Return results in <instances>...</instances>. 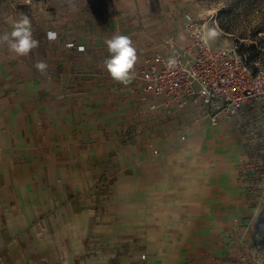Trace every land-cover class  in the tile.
Segmentation results:
<instances>
[{
	"label": "crops",
	"instance_id": "crops-1",
	"mask_svg": "<svg viewBox=\"0 0 264 264\" xmlns=\"http://www.w3.org/2000/svg\"><path fill=\"white\" fill-rule=\"evenodd\" d=\"M23 15L39 46L20 57L0 44V264L221 262L226 248L235 249L232 228L244 215L245 194L223 180L200 187L202 202L192 196L198 187H178L163 165L181 162L180 154L188 151L183 158L192 162L195 153L200 160L201 134L182 149L155 137L165 154L153 156L135 123L132 101L104 65L110 55L104 41L113 33L131 37L136 65L160 48L166 22L153 1L80 0L72 6L67 0H0V35L10 33L12 21ZM68 41L84 50L68 47ZM40 61L48 66L43 73L35 67ZM155 162L158 170L138 172L139 165ZM140 174L160 177L143 187L162 201L172 203L178 191L186 201L167 208L160 200L155 207L162 209L153 211L163 212L158 214H151V203L145 205L148 214L126 220L143 224L142 232L116 229L111 216H104V189L136 187ZM214 187H228L219 207L231 211L204 217L199 206L216 212L208 199ZM202 217L206 223L199 222ZM216 218L233 224L225 236L215 231Z\"/></svg>",
	"mask_w": 264,
	"mask_h": 264
},
{
	"label": "rangeland",
	"instance_id": "rangeland-1",
	"mask_svg": "<svg viewBox=\"0 0 264 264\" xmlns=\"http://www.w3.org/2000/svg\"><path fill=\"white\" fill-rule=\"evenodd\" d=\"M67 1L73 6L80 0ZM150 1H153L156 11L166 22V28L159 32L162 37L169 35L184 37L185 14L190 13L193 21L203 26L205 37L211 45L235 46L252 65L254 61L264 63V0ZM54 2L56 5L62 4V0ZM55 14L57 15V12ZM200 134V144L196 150L200 151L201 159L196 160L194 153L192 158L195 161L189 162L190 156L183 158L189 151L182 152L183 154L179 156L181 162L177 163L178 161L173 159L163 165L170 171L168 177L172 178L178 187L188 185L198 187L192 196L202 202L206 194L200 187L211 184L216 186L223 180L239 187L245 194L240 212V215H244L232 228L235 234V249L227 251L226 248L222 252V261L217 264H264V118L257 110L250 109L214 127L206 128ZM157 165V162L150 165L145 163L139 165L137 169L140 173L142 170L145 171L144 167H151L155 171L158 170ZM207 168L210 170L209 173L205 171ZM176 175H179L178 178ZM150 178L151 183H158L160 179L158 175L146 177L140 174L136 177V187H127L128 189L123 190H118L117 187L104 189V216H111L109 221L114 228L142 232L143 224L130 223L126 220L139 216L140 212H146L143 207L149 203L151 214L163 213L153 212L154 209L163 207H155L161 200L158 194L143 187L144 183H149ZM227 189L228 187H214L209 192L208 199L210 204L215 205L216 212L210 208L201 209L199 206L201 215L222 216L230 212L228 207H219L222 205L221 200L224 199L223 191ZM182 194H184L182 191L176 192V197L170 204L167 203L170 199L161 201L166 202L167 208L179 206L186 201ZM202 202L200 203L203 204ZM184 209L186 208H182ZM128 213L130 215H127ZM204 217L200 218L199 222L206 223ZM204 223H199V226L206 225ZM232 225L218 223L216 218L215 231L218 236H225L226 228Z\"/></svg>",
	"mask_w": 264,
	"mask_h": 264
},
{
	"label": "built area",
	"instance_id": "built-area-1",
	"mask_svg": "<svg viewBox=\"0 0 264 264\" xmlns=\"http://www.w3.org/2000/svg\"><path fill=\"white\" fill-rule=\"evenodd\" d=\"M193 20L186 13L185 36L161 37L160 48L135 66L134 78L119 83L153 156L165 154L155 137L182 149L204 129L250 109L264 118V63L252 65L235 46L211 45ZM66 45L84 50L74 41Z\"/></svg>",
	"mask_w": 264,
	"mask_h": 264
},
{
	"label": "clouds",
	"instance_id": "clouds-1",
	"mask_svg": "<svg viewBox=\"0 0 264 264\" xmlns=\"http://www.w3.org/2000/svg\"><path fill=\"white\" fill-rule=\"evenodd\" d=\"M11 32L0 35V44L6 45L8 50L16 56L24 57L39 46V41L34 38L31 21L27 15L11 23ZM109 57L104 65L111 78L122 84L129 83L135 75L137 53L130 36L113 33L104 41ZM35 67L41 73L47 70L45 62H37Z\"/></svg>",
	"mask_w": 264,
	"mask_h": 264
},
{
	"label": "snow or ice",
	"instance_id": "snow-or-ice-1",
	"mask_svg": "<svg viewBox=\"0 0 264 264\" xmlns=\"http://www.w3.org/2000/svg\"><path fill=\"white\" fill-rule=\"evenodd\" d=\"M50 38H52L51 34H49Z\"/></svg>",
	"mask_w": 264,
	"mask_h": 264
}]
</instances>
